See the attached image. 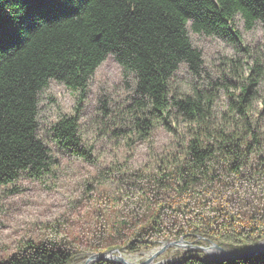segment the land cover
<instances>
[{
	"label": "trees",
	"instance_id": "trees-1",
	"mask_svg": "<svg viewBox=\"0 0 264 264\" xmlns=\"http://www.w3.org/2000/svg\"><path fill=\"white\" fill-rule=\"evenodd\" d=\"M237 20L245 30L259 24L263 39L250 67L253 78L216 119L211 91L218 79L208 82V88L193 86L190 93L174 90L171 82L182 65L202 79V55L190 33L237 44L241 42ZM108 56L134 80L127 111L131 134L146 139L158 126L171 131L170 119L176 116L194 127L183 154L162 168L159 183L176 180L177 190L184 191L192 182L213 178L218 168L239 173L263 147L264 131L244 104L251 99L250 88L264 76V0H0V186L21 176L40 178L54 162L39 135V93L53 80L84 97L90 77ZM102 109L108 111L104 104ZM50 135L61 150L91 160L76 116L60 118ZM156 208L143 218L136 235L148 228L152 234L161 232L158 221L164 206ZM205 232L203 239L211 242ZM219 239L234 251L242 249L233 234ZM250 242L252 247L259 239ZM135 244L131 241L126 247L134 252ZM76 262L72 250L46 242H27L20 251L0 259V264ZM167 264H264V253L213 261L190 252Z\"/></svg>",
	"mask_w": 264,
	"mask_h": 264
},
{
	"label": "rangeland",
	"instance_id": "rangeland-1",
	"mask_svg": "<svg viewBox=\"0 0 264 264\" xmlns=\"http://www.w3.org/2000/svg\"><path fill=\"white\" fill-rule=\"evenodd\" d=\"M236 24L241 35L237 44L190 33L202 55V79L182 65L171 82L174 90L190 93L191 87L208 88V82L218 79L211 91L216 119L253 78L250 67L263 39L259 24L250 30L240 20ZM133 88L132 75L108 56L90 77L84 97L53 80L39 93V135L54 162L40 178L21 176L0 186V259L20 251L27 242H46L72 250L76 264L114 249L118 251L112 256L135 264L148 260V264H167L190 252L205 258L201 247L218 251L220 247L238 255L250 250L254 238L264 241V134L263 147L239 173L218 168L213 178L178 191L176 180H158L168 160L183 154L194 127L176 116L170 119L171 131L158 126L146 139L131 134L127 111ZM250 91L251 99L244 105L264 131V76ZM63 116L78 118L82 145L92 153L90 161L73 157L53 142L51 126ZM159 204L164 206L158 221L161 232L152 234L148 228L136 235L143 218ZM205 231L211 242L203 239ZM199 232L202 236L195 239ZM224 234H233L242 249L234 251L223 244L219 237ZM131 241H136L134 252L126 247Z\"/></svg>",
	"mask_w": 264,
	"mask_h": 264
},
{
	"label": "water",
	"instance_id": "water-1",
	"mask_svg": "<svg viewBox=\"0 0 264 264\" xmlns=\"http://www.w3.org/2000/svg\"><path fill=\"white\" fill-rule=\"evenodd\" d=\"M210 247L212 248V246H210ZM210 247H208V248H210ZM201 249L204 252H206L207 248L201 247ZM217 249H219L220 251L224 252L225 255L222 256V257H215V258H212V257H209V256L206 255L205 258H208V259L213 260V261H226V260L239 259V258H241L243 256H247V255L264 253V241H261V242L257 243V245L252 246L249 251H247L245 253H242V254H238V255L229 254V252L225 251L224 249H222L220 247H217ZM115 251H118V249L109 250L107 252H100V253H96V254H91L81 264H91V263H93L95 261L104 260V259L105 260L106 259L113 260L117 264L125 263L124 258H122L121 256H112V253L115 252ZM150 261L151 260H148V261H145V262H143L141 264H148Z\"/></svg>",
	"mask_w": 264,
	"mask_h": 264
},
{
	"label": "bare ground",
	"instance_id": "bare-ground-1",
	"mask_svg": "<svg viewBox=\"0 0 264 264\" xmlns=\"http://www.w3.org/2000/svg\"><path fill=\"white\" fill-rule=\"evenodd\" d=\"M206 255L209 256V257H212V258H215V257H222L225 255L224 252L222 251H218L216 249H214L213 247L211 248H207L206 249ZM125 260V263L123 264H132L133 262L129 261V259H124ZM135 264V263H133Z\"/></svg>",
	"mask_w": 264,
	"mask_h": 264
}]
</instances>
